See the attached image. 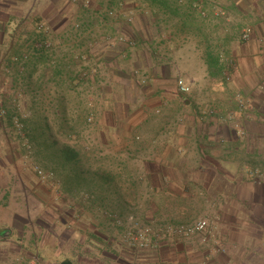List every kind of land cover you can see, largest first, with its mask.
Returning a JSON list of instances; mask_svg holds the SVG:
<instances>
[{
    "label": "crops",
    "instance_id": "crops-1",
    "mask_svg": "<svg viewBox=\"0 0 264 264\" xmlns=\"http://www.w3.org/2000/svg\"><path fill=\"white\" fill-rule=\"evenodd\" d=\"M143 1L149 7L158 2L167 13L166 0ZM179 2L185 11L176 10V25L77 30L68 25L81 15L71 0H0V107H80L87 86L95 85L101 129L97 164L55 170L58 184L22 182L25 169L15 160L6 162L14 158L5 155L8 150L0 155V230L5 229L0 237L10 236L8 223L17 224L29 211L23 209L27 199L34 204L40 199L52 224L46 253L55 259L48 264H134L127 242L132 216L172 225L212 223L207 242L202 235L182 243L155 234L154 247L166 238L174 256L162 261L161 255H145V264L155 258L158 264H264V25H255L258 37L239 51L237 69L225 85L213 80L219 74L186 34L204 25L197 21L195 3H208ZM137 6L133 3L139 12ZM46 41L55 46L51 55L36 47ZM27 45L25 63L30 61L22 75L13 59ZM185 62L194 63L197 72L184 70ZM179 77L191 85V95L177 92ZM199 95H206V103ZM240 95L247 107H240ZM73 173L77 176L68 178ZM14 242L0 250L29 257L17 264H36L33 237L19 234Z\"/></svg>",
    "mask_w": 264,
    "mask_h": 264
},
{
    "label": "rangeland",
    "instance_id": "rangeland-1",
    "mask_svg": "<svg viewBox=\"0 0 264 264\" xmlns=\"http://www.w3.org/2000/svg\"><path fill=\"white\" fill-rule=\"evenodd\" d=\"M71 1L73 4H78L81 11L79 17L69 21L68 25H72L73 29H77V25H176L174 22L179 19L175 15L176 10L185 11L181 7L183 3L181 4L179 0H166L169 4V6H165L167 13H163V8L158 2L155 3L154 7H149L143 5V0H119L116 3L109 2V0ZM206 2L208 4L205 6L200 2H196L194 5L198 10L195 12L197 21L204 25L193 27V30H188L186 34L190 39H194L192 41L194 44H198V53L209 60L212 65L211 71L219 74L213 80L223 81L226 85L232 81L231 73L237 69V54L244 45L258 37L255 25H264V0H206ZM133 3L138 5L139 12L136 11V7H133ZM99 6L102 8H99ZM111 10L114 11L113 15L109 14ZM140 10H146L149 13L140 16L139 13H142ZM157 21H159V24ZM245 27L252 30L249 40L243 37ZM24 48L26 49L25 53L30 55V46L27 45ZM54 49L55 46L51 51H41L51 55L55 52ZM29 61L23 65V71L19 67L22 75L28 72ZM182 64L188 66L183 65L184 70L186 69L187 72L190 68L192 71H196L194 63L185 62ZM87 87L90 92L85 94L86 100L80 107L75 106L74 108L67 107L64 109H46L42 107L39 110H33L26 107L29 104L26 105L25 103L13 105L14 109L12 110L8 106L3 105L0 107V155L8 150L9 152L5 155H13L14 158L12 156L9 159L5 158L6 162L11 164L10 161L15 160L16 165L20 164L25 169L26 173L21 175L22 182L33 179L36 182H54L58 184L61 179L54 172L55 170H61L63 167L69 166H93L97 164L94 155L95 151L99 149L98 140L101 138L100 110L95 103V100H97V95L93 92L95 85H88ZM191 94L192 92L189 95ZM199 98L203 103H206V95H199ZM247 106L248 101L245 104V107ZM89 117L92 118V121H89ZM67 157H72V160ZM39 170L46 175L45 178L38 173ZM68 176V178H72L77 174L73 173ZM26 195V198H28V191ZM32 201L31 199L25 201L28 207H23V209H29V211L21 214L22 219H17V224L8 223L13 230L10 236L8 233L6 236L0 237V247L5 248L6 244L10 247L15 246L16 242L14 241H16L19 234H24L26 238L32 236L35 241L32 251L35 254L36 264H48L55 259V255L48 254L51 240L48 234L52 230V224L47 220L50 209L46 207L43 200L39 199L36 204ZM138 220L141 221L142 225L150 226L153 232H157L160 228L169 224L163 221L146 222L142 221L141 218ZM210 224L212 229V223L210 222ZM131 226L130 224L128 231H130ZM4 230L2 228L0 233L3 234ZM57 232L60 233L61 231L57 230ZM155 238L157 237L153 236L148 246L144 248L131 246L135 256L134 264H145L143 262L147 258L145 255H150L149 259L161 255L162 259L160 260L162 261L174 256L173 250H171L172 242L166 238L159 239V245L154 247ZM195 238L200 237L180 238V241L183 243V241L195 240ZM164 239H166L165 242L161 244L160 242ZM26 257L29 258L26 255L25 257H19L12 253H5L4 249L0 250V264H17ZM27 258L28 262L29 259ZM155 259L157 260V258ZM155 261H152L151 264H158ZM162 261H160V264H162Z\"/></svg>",
    "mask_w": 264,
    "mask_h": 264
},
{
    "label": "built area",
    "instance_id": "built-area-1",
    "mask_svg": "<svg viewBox=\"0 0 264 264\" xmlns=\"http://www.w3.org/2000/svg\"><path fill=\"white\" fill-rule=\"evenodd\" d=\"M110 15L114 14V11H109ZM82 25H77V30L81 28ZM40 29L44 31L45 33H48V29H44V26L41 25ZM252 35V30L249 27H245L243 29V37L246 40H249ZM110 40V39H109ZM118 41L126 42L128 44L134 45V42L131 40L126 39L124 36H119ZM36 47L39 50H46L51 51L54 47V44L50 41H46L44 43H39L36 45ZM29 59L28 54H24L21 58H14L13 61L21 67V70H24V63ZM177 91L181 95H189L192 92L191 85L185 81V79L179 77L177 80ZM238 102L240 104V107L244 108L246 104V100L243 99V97L240 95L238 96ZM89 121H92V118L89 117ZM239 128L240 133L244 134V131L239 127V125L236 126ZM43 178L46 177V175L39 170L38 172ZM259 171L256 170L252 174H258ZM129 221L131 223L130 231L127 234V240L129 242V245L135 248H144L148 246L149 242L152 240V237L157 234L160 236L161 234H168L172 237H180L184 239H190L196 235H202V240L204 242H207V235L211 232V224L208 220L202 219L198 220L193 223L185 224V225H172L169 224L163 228H160L159 231L153 232V229L150 226H144L141 224V221L136 219L134 216L129 217Z\"/></svg>",
    "mask_w": 264,
    "mask_h": 264
},
{
    "label": "trees",
    "instance_id": "trees-1",
    "mask_svg": "<svg viewBox=\"0 0 264 264\" xmlns=\"http://www.w3.org/2000/svg\"><path fill=\"white\" fill-rule=\"evenodd\" d=\"M67 158H69L70 160H72V157H67ZM63 264H71V262L70 261H65V262H63Z\"/></svg>",
    "mask_w": 264,
    "mask_h": 264
}]
</instances>
